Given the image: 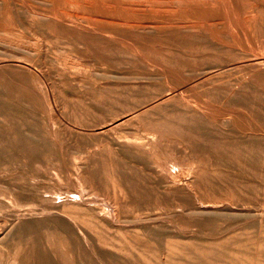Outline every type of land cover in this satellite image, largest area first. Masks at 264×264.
<instances>
[{
    "label": "bare ground",
    "instance_id": "1",
    "mask_svg": "<svg viewBox=\"0 0 264 264\" xmlns=\"http://www.w3.org/2000/svg\"><path fill=\"white\" fill-rule=\"evenodd\" d=\"M3 47L0 264H264V0H0Z\"/></svg>",
    "mask_w": 264,
    "mask_h": 264
},
{
    "label": "rangeland",
    "instance_id": "2",
    "mask_svg": "<svg viewBox=\"0 0 264 264\" xmlns=\"http://www.w3.org/2000/svg\"><path fill=\"white\" fill-rule=\"evenodd\" d=\"M8 52H15V49L14 48H9V47H3L2 48V51L0 50V63L1 64H5V65H8V64H13V63H18V61H20V62H22V63H26V61L24 62V61H22V59H19V58H17V57H14V56H12L10 53L8 54ZM69 60H71L70 59V57L68 58ZM228 69H230V68H227V73H226V75H224V74H222L223 72H221V73H219V74H217V75H215V76H217V78H225L226 76H227V78H225L226 80H229L230 79V81H234L236 78H240V77H242L243 76V74L245 75V73H246V70L243 68V69H240V68H238L237 70L236 69H230V70H228ZM10 72H12V71H10ZM208 72H211V71H208ZM231 73V74H230ZM233 74V75H232ZM240 74V75H239ZM219 75V76H218ZM223 75V76H222ZM235 75V76H234ZM233 76V77H232ZM202 78L203 76L202 75H200V76H198L196 79H199V78ZM229 77V78H228ZM200 78V79H201ZM232 78V79H231ZM112 80V79H111ZM129 80V79H128ZM121 81V80H120ZM130 81V80H129ZM129 81H127V80H123L122 82L123 83H126V82H129ZM143 83H142V82ZM141 81H139V83L140 84H142V86H145L146 87V84H147V86H158V87H160V86H167V84H165V83H163V82H160L158 79H156L155 77H153V76H146L145 75V77H143L142 79H141ZM145 81V82H144ZM146 81H148L147 83H146ZM152 81V82H151ZM155 81V82H154ZM155 83V84H154ZM159 83V84H158ZM36 84V86H37V88L39 89V87H38V84L37 83H35ZM145 84V85H144ZM160 84H162V85H160ZM160 85V86H159ZM170 93V91H168L166 94H169ZM51 108H47V109H45V110H42L41 112L44 114H42V116L44 117L43 118V120H45L43 123V125L44 126H46L47 125V127H49L50 128V125L51 124H49L50 122H49V118H51L52 116H55L56 115V111H53V109H51ZM47 112V114H45V112ZM61 113H62V109H60L59 110ZM53 112V113H52ZM51 113V114H50ZM55 113V114H54ZM53 114V115H52ZM49 115V116H48ZM105 115V117L108 119V120H114V119H116V116H113V114H111V113H105L104 114ZM46 116V117H45ZM62 117H63V119H61L62 121L59 123V125H58V127H59V129H60V136H61V138L63 137V142L65 143H67L68 144V142L69 141H71V140H69L70 138H73V137H75V135L71 132V129H73V125H75L71 120H70V118L65 114V113H62ZM114 118V119H113ZM67 122V123H66ZM110 122H112V121H109V123ZM65 124V125H64ZM67 124V125H66ZM60 126H62L61 128H60ZM72 126V127H71ZM65 128V129H64ZM95 128H97L96 126H94V124H92V127H89L88 128V130H93V129H95ZM65 130V131H64ZM74 131H75V129H74ZM62 133V134H61ZM66 133V134H65ZM65 136H64V135ZM73 134V135H72ZM63 135V136H62ZM102 135H100L99 137H101ZM67 137H68V139H67ZM103 137V136H102ZM77 139V141H78V143H80V145H82V146H87L88 144V141L91 139V137H85V138H83V137H78V138H76ZM66 140V141H65ZM67 144H64V149H66V147H68L67 146ZM71 146V145H70ZM74 148H72V150H73ZM51 176L50 174H45L44 176H42L40 179L43 181H41L42 183H45V184H53V183H55V181L54 180H52L51 179V177H49V176ZM47 176V177H46ZM44 177V178H43ZM45 181H44V180ZM47 181V182H46ZM67 180L65 179L63 182H64V186H66V187H68V188H70V186L72 185V183L70 182V181H67ZM12 219H13V216H12V213L11 212H5V213H0V224H5V223H10L11 221H12Z\"/></svg>",
    "mask_w": 264,
    "mask_h": 264
}]
</instances>
